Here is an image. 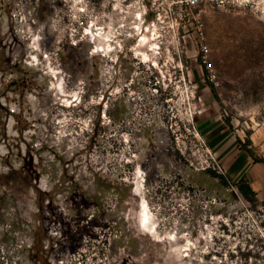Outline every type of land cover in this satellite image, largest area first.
I'll use <instances>...</instances> for the list:
<instances>
[{
    "label": "rangeland",
    "instance_id": "obj_1",
    "mask_svg": "<svg viewBox=\"0 0 264 264\" xmlns=\"http://www.w3.org/2000/svg\"><path fill=\"white\" fill-rule=\"evenodd\" d=\"M0 264H264V0H0Z\"/></svg>",
    "mask_w": 264,
    "mask_h": 264
},
{
    "label": "built area",
    "instance_id": "obj_2",
    "mask_svg": "<svg viewBox=\"0 0 264 264\" xmlns=\"http://www.w3.org/2000/svg\"><path fill=\"white\" fill-rule=\"evenodd\" d=\"M201 1H211L215 3L224 4L225 0H180V3L183 5L185 4L187 7H194L196 5H199ZM195 25V36L198 39L199 43V59L204 67V69L207 71L208 75L207 78L215 82L218 80V74L213 66V63L210 59V48L208 44L205 42V26L201 19H196L194 22Z\"/></svg>",
    "mask_w": 264,
    "mask_h": 264
},
{
    "label": "trees",
    "instance_id": "obj_3",
    "mask_svg": "<svg viewBox=\"0 0 264 264\" xmlns=\"http://www.w3.org/2000/svg\"><path fill=\"white\" fill-rule=\"evenodd\" d=\"M241 180L242 181L239 182L240 190L242 191L243 194H245L249 198V195L254 194V191L243 177Z\"/></svg>",
    "mask_w": 264,
    "mask_h": 264
},
{
    "label": "bare ground",
    "instance_id": "obj_4",
    "mask_svg": "<svg viewBox=\"0 0 264 264\" xmlns=\"http://www.w3.org/2000/svg\"><path fill=\"white\" fill-rule=\"evenodd\" d=\"M144 58L147 60V57H146V54H144ZM60 91H62L61 89H60ZM139 172V171H138ZM139 174V173H138ZM139 176V175H138ZM144 212H145V214H144V216H143V223H144V225L145 226H148L149 225V222H150V215H149V211H148V209L147 208H144Z\"/></svg>",
    "mask_w": 264,
    "mask_h": 264
},
{
    "label": "flooded vegetation",
    "instance_id": "obj_5",
    "mask_svg": "<svg viewBox=\"0 0 264 264\" xmlns=\"http://www.w3.org/2000/svg\"><path fill=\"white\" fill-rule=\"evenodd\" d=\"M143 211H144V208H143ZM144 216V215H143ZM143 216H142V222H143ZM143 225H144V223H143Z\"/></svg>",
    "mask_w": 264,
    "mask_h": 264
},
{
    "label": "crops",
    "instance_id": "obj_6",
    "mask_svg": "<svg viewBox=\"0 0 264 264\" xmlns=\"http://www.w3.org/2000/svg\"><path fill=\"white\" fill-rule=\"evenodd\" d=\"M205 119H206V118H205ZM208 120H210V121H211V119H208ZM212 121H213V120H212ZM212 121H211V122H212ZM199 122H200V121H199Z\"/></svg>",
    "mask_w": 264,
    "mask_h": 264
}]
</instances>
